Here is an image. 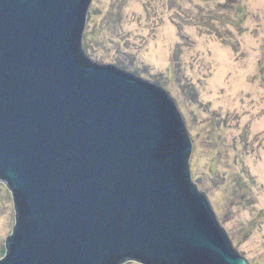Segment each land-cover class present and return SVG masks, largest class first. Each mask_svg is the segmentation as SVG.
I'll use <instances>...</instances> for the list:
<instances>
[{"label": "water", "instance_id": "95a60500", "mask_svg": "<svg viewBox=\"0 0 264 264\" xmlns=\"http://www.w3.org/2000/svg\"><path fill=\"white\" fill-rule=\"evenodd\" d=\"M92 0H0V264H250L200 191L175 92L90 61Z\"/></svg>", "mask_w": 264, "mask_h": 264}, {"label": "rangeland", "instance_id": "374dc122", "mask_svg": "<svg viewBox=\"0 0 264 264\" xmlns=\"http://www.w3.org/2000/svg\"><path fill=\"white\" fill-rule=\"evenodd\" d=\"M86 25L91 62L176 93L200 191L264 264V0H92ZM14 225L0 183V258Z\"/></svg>", "mask_w": 264, "mask_h": 264}, {"label": "trees", "instance_id": "16d2710c", "mask_svg": "<svg viewBox=\"0 0 264 264\" xmlns=\"http://www.w3.org/2000/svg\"><path fill=\"white\" fill-rule=\"evenodd\" d=\"M194 141H195V139H193ZM193 144H194V142H193ZM194 148H195V144H194ZM194 151V150H193Z\"/></svg>", "mask_w": 264, "mask_h": 264}]
</instances>
